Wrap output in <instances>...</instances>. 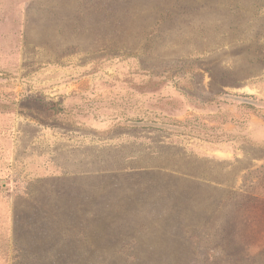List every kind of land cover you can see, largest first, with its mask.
Here are the masks:
<instances>
[{"label": "rangeland", "instance_id": "obj_1", "mask_svg": "<svg viewBox=\"0 0 264 264\" xmlns=\"http://www.w3.org/2000/svg\"><path fill=\"white\" fill-rule=\"evenodd\" d=\"M0 264H264V0H0Z\"/></svg>", "mask_w": 264, "mask_h": 264}, {"label": "water", "instance_id": "obj_2", "mask_svg": "<svg viewBox=\"0 0 264 264\" xmlns=\"http://www.w3.org/2000/svg\"><path fill=\"white\" fill-rule=\"evenodd\" d=\"M227 98H230L229 96H227ZM233 99L234 100H236V101H240V102H242V103H249V104H251V103H253V101L252 100H250V99H247V98H242V97H233ZM134 125H138V124H134Z\"/></svg>", "mask_w": 264, "mask_h": 264}]
</instances>
